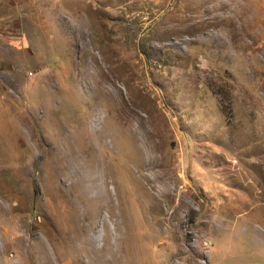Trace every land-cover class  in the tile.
I'll list each match as a JSON object with an SVG mask.
<instances>
[{
  "label": "rangeland",
  "instance_id": "1",
  "mask_svg": "<svg viewBox=\"0 0 264 264\" xmlns=\"http://www.w3.org/2000/svg\"><path fill=\"white\" fill-rule=\"evenodd\" d=\"M0 264H264V0H0Z\"/></svg>",
  "mask_w": 264,
  "mask_h": 264
}]
</instances>
